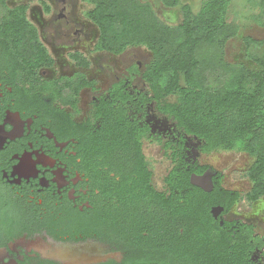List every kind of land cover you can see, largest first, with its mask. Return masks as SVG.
Listing matches in <instances>:
<instances>
[{"label": "flooded vegetation", "instance_id": "af4514ba", "mask_svg": "<svg viewBox=\"0 0 264 264\" xmlns=\"http://www.w3.org/2000/svg\"><path fill=\"white\" fill-rule=\"evenodd\" d=\"M2 56L0 264H264V221L235 212L241 194L202 162L218 152L136 66L101 84L76 54L55 78L54 60L28 73ZM205 176L211 191L192 184Z\"/></svg>", "mask_w": 264, "mask_h": 264}, {"label": "trees", "instance_id": "16d2710c", "mask_svg": "<svg viewBox=\"0 0 264 264\" xmlns=\"http://www.w3.org/2000/svg\"><path fill=\"white\" fill-rule=\"evenodd\" d=\"M84 1L94 6L89 15L101 30V47L146 46L153 58L142 78L160 110L201 139L205 153L237 151L255 158L250 169L253 197L264 195V71L237 72L228 85L212 90L202 66L201 55L209 47H222L233 36L226 22L231 0H209L197 14L186 5L183 22L175 28L164 24L148 2ZM162 1L168 6L179 3ZM5 2L0 0V6ZM25 18L24 8H18L0 22V54L11 57L22 72L33 73L32 67H50L52 60Z\"/></svg>", "mask_w": 264, "mask_h": 264}, {"label": "rangeland", "instance_id": "374dc122", "mask_svg": "<svg viewBox=\"0 0 264 264\" xmlns=\"http://www.w3.org/2000/svg\"><path fill=\"white\" fill-rule=\"evenodd\" d=\"M140 1L150 3L156 16L175 28L183 22L184 6L197 14L209 0H179L175 6L165 5L162 0ZM18 8H24L26 21L40 34V44L55 62L53 70L46 69V78L59 77L68 69L71 73L75 67L80 70L72 58L76 54L90 64V76L97 77L101 84L126 75L133 66L139 70V80L153 58L144 45L120 50L101 47V30L89 15L94 6L84 0H6L0 6V22ZM226 22L233 29V36L222 47L214 44L201 55L206 85L212 90L228 85L237 72L264 71V0H231ZM180 83L185 84L183 78ZM202 162L223 174L226 189L241 194L242 201L235 208L237 214L258 215L259 223L264 221V195L253 197L250 179L255 158L242 152L220 151L205 155Z\"/></svg>", "mask_w": 264, "mask_h": 264}, {"label": "water", "instance_id": "95a60500", "mask_svg": "<svg viewBox=\"0 0 264 264\" xmlns=\"http://www.w3.org/2000/svg\"><path fill=\"white\" fill-rule=\"evenodd\" d=\"M192 184L195 186H200V187L204 188L206 191H211L213 188V182H212L211 178L207 177V176L202 177V178L193 177L192 178ZM40 248H41L42 253L44 254L45 257H47L51 260H54L57 258L56 252L52 251V252L47 253V248H44V247H40ZM48 250H50V249L48 248ZM81 263L85 264V261L80 262V264ZM70 264H78V263H76V261H74V262H71Z\"/></svg>", "mask_w": 264, "mask_h": 264}]
</instances>
